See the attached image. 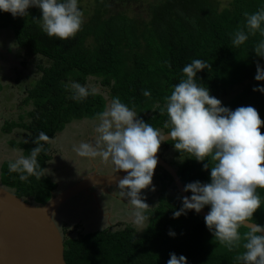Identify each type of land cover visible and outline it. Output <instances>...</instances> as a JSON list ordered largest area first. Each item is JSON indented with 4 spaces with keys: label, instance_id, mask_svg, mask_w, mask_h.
Here are the masks:
<instances>
[{
    "label": "trees",
    "instance_id": "trees-1",
    "mask_svg": "<svg viewBox=\"0 0 264 264\" xmlns=\"http://www.w3.org/2000/svg\"><path fill=\"white\" fill-rule=\"evenodd\" d=\"M133 4L138 10L131 9ZM141 5L139 0H91L86 14L78 5L83 24L67 40L42 31V13L37 7L15 18L0 11V31L13 33L16 47L25 52L27 60L35 65L40 60L37 73L31 69L32 80L26 76L29 84L20 104L30 109L18 121L5 122L2 133H21L22 139L12 140L10 145L25 157L36 147L33 141L40 132L50 138L41 142L44 150L36 158L45 170L41 178L29 176L21 181L20 173L9 172L13 161L1 163L0 185L18 198L38 206L52 199L57 186L46 173L54 155L50 141L74 122L98 123L97 114L116 97L139 119L168 133L170 129L164 126L167 113L161 114V108L174 86L185 78L183 67L195 59L211 65L197 73V84L207 87L222 106L231 110L252 106L264 120V92L253 91L264 87V81L255 80L260 57L254 52L264 36L257 31L248 34L239 47L232 43L237 30L247 32L244 12L264 8V0H233L225 8L218 0H152ZM74 82L89 87L91 94L80 101L72 99L70 85ZM145 90L151 95L144 96ZM172 143H162L158 154L175 169L183 186L210 182V168L203 169L208 161L197 162L175 150ZM208 159L211 167L214 162ZM153 181L158 186L157 205L143 212L147 225L141 234L122 223L99 232L66 236V264H167L170 253L185 256L187 264H242L236 257L245 251L243 240L240 247L229 251L214 239L204 218L191 210L173 218L182 207V197L172 177L157 166ZM257 193L262 203L252 222L264 226V189L258 188ZM204 209L210 210L209 206ZM170 230L174 237L168 234ZM248 230L239 229L242 235Z\"/></svg>",
    "mask_w": 264,
    "mask_h": 264
},
{
    "label": "clouds",
    "instance_id": "clouds-1",
    "mask_svg": "<svg viewBox=\"0 0 264 264\" xmlns=\"http://www.w3.org/2000/svg\"><path fill=\"white\" fill-rule=\"evenodd\" d=\"M30 7L40 9V27L49 37L67 40L82 27L83 13L78 0H0V11L11 13L14 18L28 14ZM243 15L247 32L244 29L235 32L232 43L236 47L248 40V34L255 35L259 31L264 36V8ZM254 52L264 58V40L256 45ZM256 67L255 80L264 81V68L259 64ZM208 68L211 65L200 59L183 67L185 78L174 86L161 108V114L166 111L168 117L164 125L170 129L167 136L139 119L133 109L116 97L97 114L96 143H81L76 151L82 157L101 156L110 160L117 171L127 173L118 187L137 209L134 213L137 223L146 219L140 210L149 206L141 192L152 185L162 142L173 141L175 150L189 154L197 162L207 160L203 169L210 168V182L187 183L183 191L190 192L191 196L181 198L182 207L173 213V218L186 215L190 210L199 213L209 206L204 221L214 239L229 251L240 247L243 240L245 251L236 260L242 264H264V226L252 222L262 203L257 189H264V134L261 133L264 120L252 106L235 110L222 106L207 87L197 84V73ZM70 87L74 100H83L91 94L89 87L79 83L74 82ZM253 91L264 92V87L253 88ZM143 95L148 97L151 93L145 90ZM49 139L46 133L40 132L33 141L36 147L30 149V155L9 162V172L20 173L21 181H27L29 176L37 179L44 176L45 170L36 158L44 150L41 142ZM208 158L214 162L211 167ZM241 227L249 230L242 235ZM168 234L176 235L171 230ZM169 255L167 264H187L185 256Z\"/></svg>",
    "mask_w": 264,
    "mask_h": 264
},
{
    "label": "rangeland",
    "instance_id": "rangeland-1",
    "mask_svg": "<svg viewBox=\"0 0 264 264\" xmlns=\"http://www.w3.org/2000/svg\"><path fill=\"white\" fill-rule=\"evenodd\" d=\"M139 1L142 5H149L152 2V0ZM232 1L218 0L221 8L228 7ZM78 5L84 10V13L91 10V0H80ZM133 5L131 9L138 10V7ZM22 61L26 66L22 65ZM39 61L35 65L34 61L27 60L25 52L16 47L13 33L10 30L0 31V165L3 161L14 162L22 156L20 150H16L10 145L12 140L22 139L21 133L15 131L7 136L2 133V128L5 122L18 121L19 116L30 109L22 107L20 104L29 84L26 76L29 74L30 80H32L31 69L33 74L37 73L36 66ZM257 64L264 68V58L260 57ZM97 124L88 120L74 122L50 141L51 149L55 155L49 163L47 174L56 184L57 191L61 192L63 188L96 169L100 174L118 172L110 160H105L101 156L82 157L76 151L81 143H96L95 128ZM152 187L155 188V191L152 190ZM157 188L156 183L152 181V185L141 192L144 202L149 206L147 209L157 205ZM136 210L135 206L130 204L124 190L118 187L108 192H102L98 196L83 194L73 197L59 209L54 220L59 226L63 238L66 236L76 237L80 233L99 232L106 228L117 227L122 223L132 225L141 234L147 223L146 220L143 223L136 222L134 215ZM145 210L140 211L143 214Z\"/></svg>",
    "mask_w": 264,
    "mask_h": 264
},
{
    "label": "water",
    "instance_id": "water-1",
    "mask_svg": "<svg viewBox=\"0 0 264 264\" xmlns=\"http://www.w3.org/2000/svg\"><path fill=\"white\" fill-rule=\"evenodd\" d=\"M161 134L167 136V133ZM165 142L169 140L162 143ZM157 159V166L172 177L181 197L188 196L175 169L158 153ZM126 174L124 171L100 174L96 169L65 190L53 193L50 201L39 206L18 198L0 185V264H66L63 236L54 221L55 214L77 195L96 189L97 193H93L96 196L118 187ZM191 211L202 218L208 213L205 209L199 213Z\"/></svg>",
    "mask_w": 264,
    "mask_h": 264
},
{
    "label": "flooded vegetation",
    "instance_id": "flooded-vegetation-1",
    "mask_svg": "<svg viewBox=\"0 0 264 264\" xmlns=\"http://www.w3.org/2000/svg\"><path fill=\"white\" fill-rule=\"evenodd\" d=\"M112 189H115V188H112ZM112 189H111V190H112ZM93 192H94V193H97L96 189H92V190H90V193H89V194H84V195H86V196H94V195H93ZM99 194H101V193H99ZM99 194H97L96 196H98ZM80 195H83V194H80ZM80 195H77V196H80ZM75 197H76V196H75ZM71 199H73V198H71ZM71 199H70V200H71ZM58 211H59V210H58ZM58 211H57V212H58ZM54 217H55V216H54ZM54 221H55V220H54ZM55 223H56V222H55ZM57 226H58V225H57ZM58 228H59V226H58Z\"/></svg>",
    "mask_w": 264,
    "mask_h": 264
},
{
    "label": "crops",
    "instance_id": "crops-1",
    "mask_svg": "<svg viewBox=\"0 0 264 264\" xmlns=\"http://www.w3.org/2000/svg\"><path fill=\"white\" fill-rule=\"evenodd\" d=\"M54 155H55V154H54ZM118 172H120V171H118ZM118 172H117V173H118ZM46 173H47V171H46ZM89 173H90V172H89ZM110 174H114V173H110ZM47 176H48V174H47ZM48 177H49V176H48ZM78 180H79V179H78ZM76 182H77V181H76ZM76 182H74V183H76ZM74 183H71V184L68 185L66 188H68L69 186H71V185L74 184ZM66 188H63L62 191L65 190ZM117 188H118V187H117ZM110 190H111V189H108V191H110ZM55 193H59V191L56 190ZM64 205H65V204H64ZM64 205H63V206H64ZM63 206H62V207H63ZM62 207H61V208H62ZM61 208H60V209H61Z\"/></svg>",
    "mask_w": 264,
    "mask_h": 264
}]
</instances>
